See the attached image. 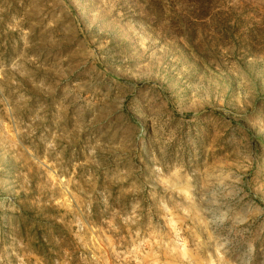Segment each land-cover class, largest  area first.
I'll return each instance as SVG.
<instances>
[{
  "label": "rangeland",
  "instance_id": "374dc122",
  "mask_svg": "<svg viewBox=\"0 0 264 264\" xmlns=\"http://www.w3.org/2000/svg\"><path fill=\"white\" fill-rule=\"evenodd\" d=\"M0 264H264V0H0Z\"/></svg>",
  "mask_w": 264,
  "mask_h": 264
},
{
  "label": "trees",
  "instance_id": "16d2710c",
  "mask_svg": "<svg viewBox=\"0 0 264 264\" xmlns=\"http://www.w3.org/2000/svg\"><path fill=\"white\" fill-rule=\"evenodd\" d=\"M186 1H190V0H186ZM197 3H199L200 5H211L212 0H197Z\"/></svg>",
  "mask_w": 264,
  "mask_h": 264
}]
</instances>
